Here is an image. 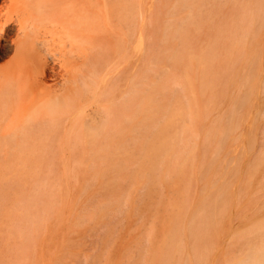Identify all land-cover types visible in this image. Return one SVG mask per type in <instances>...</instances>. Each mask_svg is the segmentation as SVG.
Here are the masks:
<instances>
[{
	"label": "rangeland",
	"instance_id": "rangeland-1",
	"mask_svg": "<svg viewBox=\"0 0 264 264\" xmlns=\"http://www.w3.org/2000/svg\"><path fill=\"white\" fill-rule=\"evenodd\" d=\"M133 1L137 8L148 2L156 20L149 34V24L142 31L133 16V65L141 73L149 59L162 60L138 81V92L157 82L161 105L152 110L178 108L183 119L166 124L160 109L161 118L150 113L130 155L119 158L114 185L109 170L101 180L106 173L97 175L92 164L95 179L71 180L70 194L22 197L36 211L27 214L35 221L20 215V231L37 225V241L11 236L18 244L2 245L0 264H229L259 242L262 232L251 228L264 217V0H197V30L184 44L197 52V72L186 57L177 66L163 60L184 48L164 41L163 30L192 8L171 18L173 0ZM4 54L0 67L13 58ZM166 137L171 151L158 153ZM1 193L0 208L13 203Z\"/></svg>",
	"mask_w": 264,
	"mask_h": 264
},
{
	"label": "bare ground",
	"instance_id": "bare-ground-1",
	"mask_svg": "<svg viewBox=\"0 0 264 264\" xmlns=\"http://www.w3.org/2000/svg\"><path fill=\"white\" fill-rule=\"evenodd\" d=\"M148 4L144 1L137 8L133 0H0V58L6 51L13 53L0 67V190L13 200L0 208V255L5 256L6 241L18 244L11 236L37 241V225H26L30 234L20 231V215L36 211L24 205L22 197L39 200L70 194L71 180L94 177L93 165L99 176L109 170L111 176L100 178L109 175L107 180L114 185L119 158L135 146L150 113L160 109L166 124L183 119L178 108L164 111L155 105L152 110L157 82H150L143 96L138 92V81L149 78V71L162 61L151 58L149 68L137 73L131 57L133 16H140L142 31L146 23L149 34L156 27ZM197 4L173 0L169 17L178 16L185 6L193 11L166 26L164 41L186 44L197 30ZM188 47L184 45L183 51L174 47L163 60L177 66L186 57L197 72V52H187ZM159 143L158 153L171 151L167 137ZM100 161L110 163L100 169ZM34 216L27 215L35 221ZM251 230L262 232L259 242L229 264H264V217ZM197 259L202 261V256Z\"/></svg>",
	"mask_w": 264,
	"mask_h": 264
}]
</instances>
